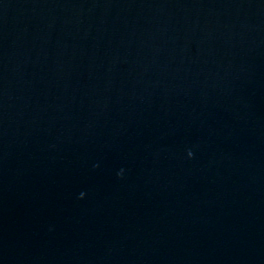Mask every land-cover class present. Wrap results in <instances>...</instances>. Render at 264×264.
Returning <instances> with one entry per match:
<instances>
[{"label":"water","instance_id":"water-1","mask_svg":"<svg viewBox=\"0 0 264 264\" xmlns=\"http://www.w3.org/2000/svg\"><path fill=\"white\" fill-rule=\"evenodd\" d=\"M0 264H264V0H0Z\"/></svg>","mask_w":264,"mask_h":264}]
</instances>
